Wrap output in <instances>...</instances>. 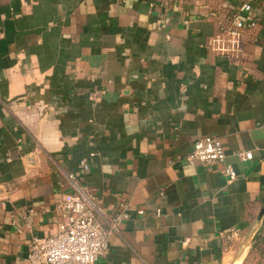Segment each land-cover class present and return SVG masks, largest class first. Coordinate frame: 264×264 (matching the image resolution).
<instances>
[{"label": "crops", "instance_id": "0c3cea01", "mask_svg": "<svg viewBox=\"0 0 264 264\" xmlns=\"http://www.w3.org/2000/svg\"><path fill=\"white\" fill-rule=\"evenodd\" d=\"M247 1L240 56L212 51ZM207 135L226 161L188 162ZM84 158L103 225L132 214L99 264H230L221 232L243 240L264 206V0H0V264L57 232ZM249 249L241 264H264Z\"/></svg>", "mask_w": 264, "mask_h": 264}, {"label": "built area", "instance_id": "2783aa9c", "mask_svg": "<svg viewBox=\"0 0 264 264\" xmlns=\"http://www.w3.org/2000/svg\"><path fill=\"white\" fill-rule=\"evenodd\" d=\"M211 15L217 17L215 12ZM258 23L251 2L243 3L224 20L218 21L210 38V49L220 55L238 58L243 51L245 33L258 26ZM101 94V90H94L90 98L97 102ZM90 155L93 156L94 153L91 152ZM238 156L249 160L254 153L244 150L238 152ZM226 157L224 142L218 137L207 135L194 142L187 160L192 164L214 165L225 162ZM89 170V158H84L79 163V169L68 174L73 192L57 204L62 211L58 230L48 236H33L27 255L29 264H99L100 257L109 249L110 237L119 230L124 220L131 218L128 206L122 204V209L114 216L110 227L103 225L97 215L95 193L85 180ZM225 172L229 181L238 177L231 164L225 165ZM138 212L144 213V210ZM33 213L34 210L30 208L27 215L29 222L32 221ZM221 236L226 242H231L239 240L242 233L238 228H231L221 232Z\"/></svg>", "mask_w": 264, "mask_h": 264}, {"label": "water", "instance_id": "95a60500", "mask_svg": "<svg viewBox=\"0 0 264 264\" xmlns=\"http://www.w3.org/2000/svg\"><path fill=\"white\" fill-rule=\"evenodd\" d=\"M264 219V206L262 207L258 218L254 224V226L251 228L249 231L248 235L246 236L245 240L243 241L242 245L240 246L237 254L234 256L233 260L231 261L230 264H236V262L243 256V254L249 249L251 246L255 235L257 231L260 229Z\"/></svg>", "mask_w": 264, "mask_h": 264}, {"label": "trees", "instance_id": "16d2710c", "mask_svg": "<svg viewBox=\"0 0 264 264\" xmlns=\"http://www.w3.org/2000/svg\"><path fill=\"white\" fill-rule=\"evenodd\" d=\"M256 253L261 259L264 260V221L261 228L257 231L255 238L252 242L249 254Z\"/></svg>", "mask_w": 264, "mask_h": 264}, {"label": "rangeland", "instance_id": "374dc122", "mask_svg": "<svg viewBox=\"0 0 264 264\" xmlns=\"http://www.w3.org/2000/svg\"><path fill=\"white\" fill-rule=\"evenodd\" d=\"M245 238L243 240H241L242 239V236H241V238L239 240H232L231 242H227L228 245L235 246L234 252H233V258L237 254V252H238L240 246L242 245L243 241L245 240Z\"/></svg>", "mask_w": 264, "mask_h": 264}, {"label": "bare ground", "instance_id": "6f19581e", "mask_svg": "<svg viewBox=\"0 0 264 264\" xmlns=\"http://www.w3.org/2000/svg\"><path fill=\"white\" fill-rule=\"evenodd\" d=\"M243 256H244V254H243ZM243 256L236 262V264H241L242 263V261H243Z\"/></svg>", "mask_w": 264, "mask_h": 264}]
</instances>
